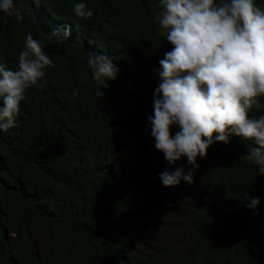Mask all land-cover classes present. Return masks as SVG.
I'll return each mask as SVG.
<instances>
[{"label":"trees","instance_id":"obj_1","mask_svg":"<svg viewBox=\"0 0 264 264\" xmlns=\"http://www.w3.org/2000/svg\"><path fill=\"white\" fill-rule=\"evenodd\" d=\"M79 2L14 0L19 14L0 11V62L16 69L29 32L53 61L26 91L17 127L0 133V264H264V175L242 160L254 141L233 134L210 145L194 183L182 180L176 194L156 182L190 168L187 157L169 166L148 119L159 61L174 48L153 23L159 0H87L91 19L75 15ZM65 24L76 29L68 39L49 34ZM89 52L120 70L103 97ZM257 99L250 119L264 116ZM249 198L259 199L256 210ZM154 209L178 232L163 233L159 221L139 241L134 218Z\"/></svg>","mask_w":264,"mask_h":264},{"label":"clouds","instance_id":"obj_2","mask_svg":"<svg viewBox=\"0 0 264 264\" xmlns=\"http://www.w3.org/2000/svg\"><path fill=\"white\" fill-rule=\"evenodd\" d=\"M157 8L153 23L159 25L158 35L174 48L159 61L161 82L154 90L153 114L148 118L151 135L155 148L164 153L170 167H175L182 157H187L190 165L187 172L176 167L174 171L158 173L157 184L174 194L173 186L182 180L193 184L199 169L197 158L206 157L213 143H228L233 134L258 145L242 160L258 166L264 175V116L249 118L253 108L261 107L257 98L264 96V7L254 0H159ZM0 11L8 16L19 14L14 0H0ZM74 11L78 18L91 19L94 15L87 0L77 3ZM74 30L65 24L49 34L64 40ZM52 64L31 32L25 37L15 70L0 62V133L17 127L26 91L38 84L45 76V67ZM87 64L96 82V94L103 97L101 89L107 88L108 81L115 80L120 70L107 55L92 52L88 53ZM78 94L74 89L72 95ZM173 125L180 128L174 137L170 131ZM144 162H139L138 167ZM151 198L161 202V196ZM249 200L248 207L256 210L259 199ZM134 220L138 228L132 234L139 241V232L150 235L159 221L166 225L165 234L172 223L155 209Z\"/></svg>","mask_w":264,"mask_h":264},{"label":"rangeland","instance_id":"obj_3","mask_svg":"<svg viewBox=\"0 0 264 264\" xmlns=\"http://www.w3.org/2000/svg\"><path fill=\"white\" fill-rule=\"evenodd\" d=\"M184 182V181H183ZM185 184H186V182H184ZM142 191H145V196L146 197H151L152 195H153V193L149 190V189H143ZM174 225L175 224H173V223H171V225H169V227H171V229H172V232H171V237L173 236V234H174V232H178V230H176L175 228H174Z\"/></svg>","mask_w":264,"mask_h":264}]
</instances>
